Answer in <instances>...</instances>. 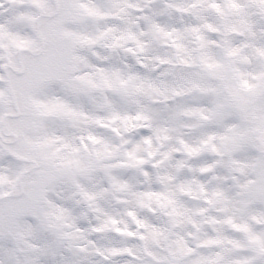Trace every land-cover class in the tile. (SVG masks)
Listing matches in <instances>:
<instances>
[{
    "label": "snow or ice",
    "instance_id": "1",
    "mask_svg": "<svg viewBox=\"0 0 264 264\" xmlns=\"http://www.w3.org/2000/svg\"><path fill=\"white\" fill-rule=\"evenodd\" d=\"M0 264H264V0H0Z\"/></svg>",
    "mask_w": 264,
    "mask_h": 264
}]
</instances>
